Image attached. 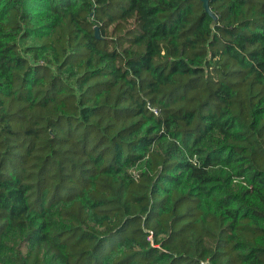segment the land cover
<instances>
[{
  "label": "trees",
  "instance_id": "1",
  "mask_svg": "<svg viewBox=\"0 0 264 264\" xmlns=\"http://www.w3.org/2000/svg\"><path fill=\"white\" fill-rule=\"evenodd\" d=\"M201 262L264 264V0H0V264Z\"/></svg>",
  "mask_w": 264,
  "mask_h": 264
},
{
  "label": "water",
  "instance_id": "2",
  "mask_svg": "<svg viewBox=\"0 0 264 264\" xmlns=\"http://www.w3.org/2000/svg\"><path fill=\"white\" fill-rule=\"evenodd\" d=\"M201 1L203 2L204 6L207 8V0H201ZM95 35H96V37H98V31L97 30H95Z\"/></svg>",
  "mask_w": 264,
  "mask_h": 264
},
{
  "label": "rangeland",
  "instance_id": "3",
  "mask_svg": "<svg viewBox=\"0 0 264 264\" xmlns=\"http://www.w3.org/2000/svg\"><path fill=\"white\" fill-rule=\"evenodd\" d=\"M21 47L24 49V47H25V44H24V43H21Z\"/></svg>",
  "mask_w": 264,
  "mask_h": 264
},
{
  "label": "built area",
  "instance_id": "4",
  "mask_svg": "<svg viewBox=\"0 0 264 264\" xmlns=\"http://www.w3.org/2000/svg\"><path fill=\"white\" fill-rule=\"evenodd\" d=\"M154 112H156L155 110H154ZM201 264H207L206 262H201Z\"/></svg>",
  "mask_w": 264,
  "mask_h": 264
}]
</instances>
